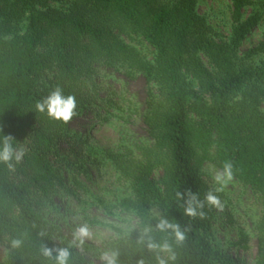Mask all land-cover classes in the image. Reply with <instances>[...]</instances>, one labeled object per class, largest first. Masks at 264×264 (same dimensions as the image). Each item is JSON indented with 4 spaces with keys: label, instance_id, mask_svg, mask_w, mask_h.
<instances>
[{
    "label": "trees",
    "instance_id": "16d2710c",
    "mask_svg": "<svg viewBox=\"0 0 264 264\" xmlns=\"http://www.w3.org/2000/svg\"><path fill=\"white\" fill-rule=\"evenodd\" d=\"M200 1L0 0V144L10 136L18 151L24 139L31 141L13 161L20 180L12 181V168L0 162L6 264H55L42 255V246L66 247L40 208L58 182L52 159L69 138L68 124L106 102L98 97L101 70L129 80L142 76L150 84L142 123L151 143L107 155L131 192L117 207L137 221L136 230L111 248L119 251L118 264H157V254L138 243L145 228L156 242L172 245L175 259L168 264H243L216 250L208 237L215 207L205 200L213 190L201 170L206 164L221 170L225 161L262 207L252 264H264V0H228L226 37L198 12ZM255 31L260 41L242 50ZM57 87L77 102V114L66 124L36 109ZM188 191L204 203L203 217L184 214L187 197L177 193ZM162 217L185 231L181 245L170 232L155 230ZM13 239L21 246L13 248ZM235 246L246 251L247 237ZM70 251L68 264H85Z\"/></svg>",
    "mask_w": 264,
    "mask_h": 264
},
{
    "label": "rangeland",
    "instance_id": "374dc122",
    "mask_svg": "<svg viewBox=\"0 0 264 264\" xmlns=\"http://www.w3.org/2000/svg\"><path fill=\"white\" fill-rule=\"evenodd\" d=\"M229 1L201 0L198 12L207 18L218 32L226 37L229 31ZM260 41L255 31L243 43L242 50L250 49ZM150 59V48L142 51ZM96 81L100 84L99 99L87 115L68 124L69 138L59 143V158H53L58 182L48 200L42 202L41 216L57 229V239L68 246L73 230L87 224L93 234L80 247L71 249L85 264H102L100 254L123 241L136 230L137 221L118 203L131 197L129 183L117 171L108 154H123L124 149L134 150L138 144H150L147 129L142 123L146 96L150 84L142 76L129 80L111 70H101ZM110 103H114L113 107ZM109 105H108V104ZM100 117H97V114ZM82 140L77 144L78 140ZM31 141L24 139L18 151L28 152ZM218 169L206 164L201 170L202 179L215 192L219 185L213 176ZM157 178L158 175L156 174ZM12 181L20 180L12 168ZM222 207H215L209 241L216 250L228 253L243 264H252L257 253L255 225L262 216V207L250 188L235 179L215 192ZM158 218L156 209L151 211ZM247 237V250H237L235 244ZM10 248L6 239L0 240V263L6 264Z\"/></svg>",
    "mask_w": 264,
    "mask_h": 264
},
{
    "label": "clouds",
    "instance_id": "9594fccd",
    "mask_svg": "<svg viewBox=\"0 0 264 264\" xmlns=\"http://www.w3.org/2000/svg\"><path fill=\"white\" fill-rule=\"evenodd\" d=\"M77 102L74 96L64 95L62 89L57 87L54 89L48 97L37 102L36 109L39 112H46L47 115L55 120L61 121L62 123H68L77 114L76 113ZM11 137H5L2 144H0V162L6 164L10 169L13 167V161L19 162L23 156V149L19 151L13 148ZM233 165L230 161H225L223 163L222 169L215 172L213 180L215 184L219 185L215 189V192H220L223 187L226 186L233 178ZM185 200L184 214L188 217H203L204 213L199 211L204 207V203L198 200V197L191 193L190 191L185 194L177 193L179 199ZM205 200L207 204L220 208L222 207L219 197L209 191ZM155 230L158 232H170L174 238V242L177 245H181L186 239V233L181 229L178 223H173L166 218H160L155 224ZM150 228H145L140 235L138 243L144 244L150 252L156 253L157 264H168V260L175 259V253L173 251L172 245L169 244L167 240L163 242H156L153 240ZM43 235V233H41ZM93 234L87 224L76 227L72 232V239L67 247H57L49 248L47 246H42L41 253L44 257L53 260L55 264H68L71 257L70 249L72 247L80 248L86 240L92 239ZM22 244L20 239H13L11 241V246L13 248H18ZM55 253V255H54ZM161 254H166L167 259L163 258ZM119 251L118 250H105L100 254V260L102 264H118ZM137 264H144L141 259Z\"/></svg>",
    "mask_w": 264,
    "mask_h": 264
}]
</instances>
